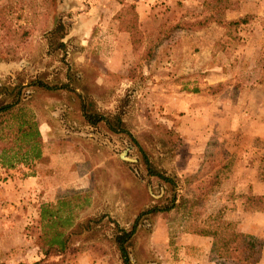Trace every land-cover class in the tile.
<instances>
[{
  "label": "rangeland",
  "instance_id": "obj_1",
  "mask_svg": "<svg viewBox=\"0 0 264 264\" xmlns=\"http://www.w3.org/2000/svg\"><path fill=\"white\" fill-rule=\"evenodd\" d=\"M202 1L0 0V105L19 87L0 131L33 118L83 177L80 189L57 194L77 206L66 229L75 250L51 257L59 264H122L114 222L129 229L140 212L132 264H224L187 243L191 224L219 211L225 230H236L227 210L264 211V197L242 195L249 190L237 181L264 170V0H235L223 18L250 16L236 26H175L201 18ZM132 16L135 48L125 29ZM54 17L63 23L59 48L47 40ZM80 101L119 114L136 143L88 124ZM143 154L172 182L149 175ZM33 163L0 166V264L43 257L38 202L23 180ZM172 198L171 209L146 212Z\"/></svg>",
  "mask_w": 264,
  "mask_h": 264
},
{
  "label": "trees",
  "instance_id": "obj_2",
  "mask_svg": "<svg viewBox=\"0 0 264 264\" xmlns=\"http://www.w3.org/2000/svg\"><path fill=\"white\" fill-rule=\"evenodd\" d=\"M234 3L235 0H203L201 18H196L186 23L179 22L176 23L175 26L180 27V25H182L184 29H194L195 27H202L208 22H213L218 25L231 27L246 22L250 17L249 15L229 21L223 18L225 10L231 8ZM132 19V25L126 26L125 29L129 33V37H131L132 47L135 48L133 37L136 33V17L132 16ZM47 33L49 45L56 43L54 48L63 47V43L60 40H55L56 36L61 37L63 34V23L58 17H54L53 24ZM30 84L43 87L47 90L56 88L42 81L33 80ZM59 87L68 90L65 84ZM18 92L19 87L17 84L9 89L8 94L10 95V100L0 105V112L11 113L14 110L17 105V98L15 97H17ZM79 107L82 117L88 124L95 125L102 122L111 132L123 133L133 139L125 129L119 114L115 113L112 116L105 115L85 101H80ZM133 142L136 143V140L133 139ZM41 148L40 133L33 118H18L13 125L7 127L4 134L0 131V166L8 169L16 162L27 164L31 161H35L41 156ZM143 161L149 175H153L163 182H172L170 178L153 168L144 154ZM31 166L32 164L30 167ZM261 178L264 180V170ZM215 180L218 182L217 177ZM255 197L261 198V196ZM71 203H73L71 202V198H67L65 195H58L54 201H39L35 211L40 225L37 245L43 257L33 262L21 264H59V258L52 259L51 257L64 255L70 249L75 250V248L70 245L68 232H66V229L73 224L72 222L76 214L77 206ZM172 207L173 198L170 200L169 204L149 208L146 212L167 211ZM218 213L219 211L215 213L214 219L208 218L204 220L202 224L193 222L194 224H191V228H188L192 233L209 236L211 238L208 258L222 261L224 264L257 263L260 257L263 240L253 238L250 235L236 230H225L229 223L223 220ZM140 214L141 212L137 214L129 229L119 227L117 223L114 222L116 230L113 235V241L122 264H132L129 259L127 248L129 246V240L135 232L136 220Z\"/></svg>",
  "mask_w": 264,
  "mask_h": 264
},
{
  "label": "crops",
  "instance_id": "obj_3",
  "mask_svg": "<svg viewBox=\"0 0 264 264\" xmlns=\"http://www.w3.org/2000/svg\"><path fill=\"white\" fill-rule=\"evenodd\" d=\"M38 131L40 133L41 143H43L41 156L34 161L30 167L32 169L31 172L25 175L23 180L29 182V185H31V194L36 197L35 201L39 203L41 200H54L57 194L63 193L70 188L80 189L83 187V177L76 171L75 164L71 162L72 160L75 161L76 158L70 160V158L65 157L62 147H57V145L51 143L52 139L50 133L47 132L48 130L38 128ZM45 141L46 143L44 144ZM253 169V174L251 169L247 178L237 179L239 183L241 180L239 184L241 188L244 183L245 188L249 190V192H246V190L241 189L243 192L242 195H246L247 193V195L251 196L264 197V180L261 178L262 174L260 172L258 177L256 167L253 166ZM224 216L225 219L234 221L237 224L236 230L238 232L245 233L253 238L263 239L260 257L255 264H264V211L261 209L245 210L241 207H235L232 211L227 210V214ZM189 233L191 234L187 238V243L191 244L195 252L200 253L201 257L206 261L211 238L192 232Z\"/></svg>",
  "mask_w": 264,
  "mask_h": 264
}]
</instances>
